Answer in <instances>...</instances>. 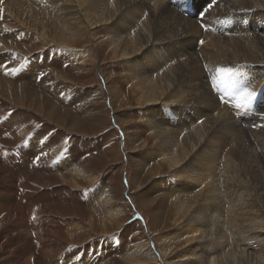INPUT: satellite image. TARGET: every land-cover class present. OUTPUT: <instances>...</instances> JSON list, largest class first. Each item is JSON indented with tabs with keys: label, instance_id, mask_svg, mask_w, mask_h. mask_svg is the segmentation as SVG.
Here are the masks:
<instances>
[{
	"label": "bare ground",
	"instance_id": "1",
	"mask_svg": "<svg viewBox=\"0 0 264 264\" xmlns=\"http://www.w3.org/2000/svg\"><path fill=\"white\" fill-rule=\"evenodd\" d=\"M193 2L194 5L191 0H70V3L0 0V25L7 29L18 26L19 30H25L19 35L27 32L46 45L63 46L61 50L73 59L79 57V63L91 58L88 55L91 45L95 51L91 64L98 65V69L105 62V56L108 62L124 64L117 78L111 77V72L110 76L107 72L100 73L103 86L107 92L133 90L135 100L142 104L138 119L142 131L148 132L143 137L150 146L147 151L156 159L159 165L156 168L168 171V178L156 176L152 183L163 191L154 195L158 199L153 195L144 197L150 204L155 201V219L160 220L170 204L173 213L186 221L182 229L168 232L162 238L165 244L179 245L175 261L164 259L167 254L164 249L159 251L160 258L157 257L155 244L129 239L133 234L127 232L122 233L120 245L112 248L115 243H106V249H120L125 264L159 261L160 264H242L253 254L264 264V0ZM191 7L195 9L192 15L189 14ZM59 31L63 32L62 37ZM80 31L83 49L77 53L64 50L77 39L69 43L65 33L79 35ZM61 54L56 51L58 57H63ZM220 69L229 75L222 77ZM6 71L5 79L0 82V100L4 101V104L0 101V125L7 124L8 120L12 124L11 128L7 125L8 132L23 138L24 133H13L28 124L30 118L23 109L44 115L45 121L70 133L76 132L78 126L73 112H62L55 106L53 111H47L49 104L41 96L33 98L32 90L6 85L5 82H11ZM85 74L89 75L88 70ZM244 91L252 93L250 100L243 96ZM81 109L78 114L83 116ZM91 120L95 124L102 121L99 116ZM31 134L28 145L34 148L39 135L37 131ZM136 134L134 130L128 139L133 141ZM48 143L44 153L57 157L54 168L47 165L43 173L42 164L37 160L39 153H30L28 146L19 153L16 151L15 157L8 156L5 167L12 164L13 170L33 173V178L25 183L29 187L36 186L34 178L39 179L41 174L53 177L58 170L61 175L66 174L67 169H62L61 151L52 148L57 144L56 139ZM8 144L5 147L9 148ZM96 145L102 147L103 141ZM81 155L79 151L69 152L75 167L70 169L71 179L67 182L66 176L61 179L68 187L80 178L86 182L97 179V175L91 177L77 166ZM15 158L16 162L23 161L21 169L17 167L19 163L14 164ZM127 161L141 165L131 157ZM47 193L38 190L41 199H35L26 197L25 192V198L16 202V209L7 216H4L7 198L0 196L1 245L17 244L21 225L13 219H24V215L33 224L40 222L43 228H52L47 222L49 212L59 205L57 202L64 203L67 199L59 189L56 199L50 200L55 192ZM101 196L97 192L98 199L105 203L106 213L112 217L120 207L111 200L100 199ZM13 201L9 197L10 205ZM88 203L96 205L93 195ZM1 219L8 223L6 230ZM2 235L9 239L4 240ZM38 238L46 240L42 234ZM60 245L53 244L47 248L48 253L38 249L30 252L32 245L27 242L16 250L15 258L8 264H18L16 261L25 256L35 264L49 257H55L49 264H72L73 260L86 264L80 254L68 253ZM107 262L104 264H111L112 260Z\"/></svg>",
	"mask_w": 264,
	"mask_h": 264
},
{
	"label": "rangeland",
	"instance_id": "2",
	"mask_svg": "<svg viewBox=\"0 0 264 264\" xmlns=\"http://www.w3.org/2000/svg\"><path fill=\"white\" fill-rule=\"evenodd\" d=\"M63 1L70 3V0ZM193 1L191 0V3L194 5ZM194 11L195 9L193 10V7H191L189 14L192 15ZM191 18L199 17L191 16ZM4 23L6 25L7 20H4ZM200 28H203V26ZM19 29L18 26L14 25L10 29L0 25V82L5 79V70L7 69L6 76L11 82H5L6 85L18 89L23 88L24 91L32 90L33 98L41 96L45 103L49 104L47 111H53L55 106L62 112H73V118L76 119L75 126H78V129L76 132L70 133L65 128L62 129L45 121L42 118L45 117L44 115L41 116L26 109L23 110L30 118L27 120L28 124H24L23 129L17 128L18 132H13L17 135L24 133L23 138L13 136L8 132L7 125L9 128L12 127L8 120L7 124L0 125V135L3 136L0 139V172L3 174L0 175V191L3 190L0 196L3 195L7 198L5 200L7 207L4 210V216L16 209V202L21 198H25V192L26 197L35 199H41L37 194L38 190L44 192L45 195H48L47 191L55 192V195L50 199L53 200L56 199V191L59 189L60 192L63 191L64 194H62L65 196V200L67 199L64 203L57 202L59 205L49 212L47 222L52 224V228L45 229L40 222L33 224L25 215L24 219H13L15 223L20 221L19 224L21 225L16 239L17 244L7 243L6 245L2 244L3 246L0 244V264H8L10 260L15 258L16 250L21 249L27 242L32 245L30 252L38 249L48 253L47 248H51L53 244H61L64 245L63 249L67 250L68 253H74L75 256L80 254L81 257H84L86 264H104L109 259L112 260L111 264H125L121 258L122 254L120 252L122 251L120 249L111 251V247L109 250L106 249L105 245L111 242L115 243L112 248L120 245L122 233L126 232L133 234L129 239L137 238L141 243L145 240L148 243L155 244L157 257L160 258L159 251L162 252V249H164L167 252L164 259L175 261L177 249L180 248L179 245L170 242L165 244L162 238L168 232L182 229L186 220L181 218L179 214L175 215L170 204L167 205L168 209L164 211L163 217L160 220L155 219L153 212L156 203L154 201V204H150L149 200L144 197L146 195H153L152 197H154V195L163 192L159 187L153 186L152 183L155 182L154 178L156 176L168 178V171L164 168H156L159 166L156 159L154 160L151 152L147 151L150 146L147 145L148 142L143 140V137L147 136L148 132L142 131L138 119V109L139 107L142 108V104L135 100L136 97L132 89L107 92L103 86V77L100 75L101 72H107L108 75L111 72V77H119V73H122L124 68L123 62L111 63L108 62V58L105 56V62L100 65L99 69L98 65L93 67V64H91L93 59L91 58H94L95 51L90 45L88 55L91 58L87 62L79 63V57L73 59L61 50L63 46L60 48L59 45H46L40 39L38 40L37 36V39H35L33 38L34 35L27 32L19 35V33L25 31ZM79 33V35L65 33L64 37L69 43L72 39L76 37L77 39L69 47L65 46L64 50L71 49L77 53V51L83 49L81 31ZM59 36H63L62 31H59ZM56 51L62 53L63 57H58ZM72 68L73 71H71ZM87 70L89 75H83V72L87 73ZM90 94L91 96H89ZM112 97L115 99H111ZM78 99H82V101H78ZM0 101L4 104L3 100ZM87 106L91 108L92 112ZM80 108H82L81 110L85 115L78 114ZM94 116H99L102 121L95 124L91 120ZM134 130L137 134L133 141H130L128 137ZM32 131H37L39 135L36 141L37 146L34 148L28 145ZM44 134L49 138H46ZM40 138L43 140L41 141ZM39 139L40 142H38ZM52 139L57 141L55 147L52 148L55 151H61V156L64 157V167L62 169L64 168V171L65 168L67 169L66 174L61 175L59 170L57 173L54 171L53 177H43V174H41L39 179L34 178L36 186L29 187L25 183L28 182L27 179L33 178V173H28L29 170L25 169L13 170L11 168L15 167L12 164L9 165V168L5 167V159L8 156L15 157L16 151L19 153V150L28 146L30 153L36 155L39 153L37 160L42 164L43 173L47 165L54 168L57 157L51 158V155L44 153L48 149L46 145ZM17 140L21 141L17 142ZM102 141V147L96 145ZM5 143H9V148L5 147ZM56 145L59 149L56 148ZM12 147L16 149L14 150ZM38 147H43V150ZM71 151L82 152V160L77 166L81 168L83 173H88L91 177L97 175V179L86 182L80 178L69 187L61 180L65 176L67 178L66 182L71 179L70 169L75 167V165H72L74 160L69 157ZM85 154L87 155L85 156ZM24 156L26 157V154ZM129 157L132 158L133 162L138 161L141 165H132L131 162L127 161ZM14 164H18V169H21L23 161L16 162L15 158ZM157 173H160V175H156ZM133 176L135 177L133 178ZM61 188L66 190H61ZM97 192L99 196L102 195L100 199H105L107 202L111 200L120 207L117 208L112 217L106 213L105 203L98 199ZM92 195L96 201L94 206H90L88 203ZM9 197L14 200L11 205ZM154 199L158 198L154 197ZM36 207L39 211V205ZM94 214L97 216L94 217ZM90 218L92 219L90 220ZM133 218L137 219L132 220ZM91 222L92 224H90ZM2 224L5 230L9 227L8 223L4 221ZM78 225L80 227L76 228ZM55 233L56 237L53 238ZM41 234L46 240L42 241L38 238ZM2 236L4 240L9 239L5 235ZM122 245H124L123 242ZM129 245H132V243H129ZM129 245L127 246L129 247ZM103 254L104 256L101 258ZM259 258L257 254H253L248 259L249 261H242V264H261ZM54 259L55 257L46 258L47 261L43 260L41 264H49ZM82 260L83 258H81ZM31 261L35 264L34 260H30L28 256H25L16 262L18 264H29ZM82 262L81 264H83ZM72 264L77 263L73 260ZM156 264H160V261Z\"/></svg>",
	"mask_w": 264,
	"mask_h": 264
},
{
	"label": "snow or ice",
	"instance_id": "3",
	"mask_svg": "<svg viewBox=\"0 0 264 264\" xmlns=\"http://www.w3.org/2000/svg\"><path fill=\"white\" fill-rule=\"evenodd\" d=\"M201 43H202V42H201ZM220 73H221V76H222V77H226V76L229 75V73H228L226 70H224V69H220ZM243 96L247 97L248 100H250L251 97H252V93H250V92H248V91H244V92H243ZM240 106H241L240 104H237V107H240Z\"/></svg>",
	"mask_w": 264,
	"mask_h": 264
}]
</instances>
